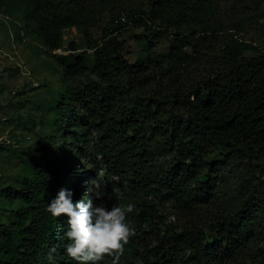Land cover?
<instances>
[{
	"label": "trees",
	"instance_id": "trees-1",
	"mask_svg": "<svg viewBox=\"0 0 264 264\" xmlns=\"http://www.w3.org/2000/svg\"><path fill=\"white\" fill-rule=\"evenodd\" d=\"M101 1L0 0V14L17 16L54 59L63 86L52 108L51 134L38 137L27 174L0 189V264H77L65 254L67 216L53 217L46 208L62 188L73 193L74 203L93 202L84 193L97 192L94 162L125 180L133 195L169 203L187 218L179 230H163L151 225L148 209H134L127 222L135 234L123 252L130 259L264 264V190L256 186L264 183V50L231 36L218 53L206 52L209 59L188 54L185 49L220 36L198 20L214 0H147L145 9L112 15L102 41H92ZM192 17L201 25L199 38L179 32ZM131 21L146 30L148 41L133 63L121 57L119 41ZM72 28L83 33L82 45L65 44L64 32ZM157 37H169V47L151 56ZM191 61L203 70L186 82ZM31 118L26 115L27 124ZM167 155L169 164H160ZM237 160L255 165L236 176L240 208L226 212L215 187L226 182L227 165ZM206 211L214 221L205 222Z\"/></svg>",
	"mask_w": 264,
	"mask_h": 264
},
{
	"label": "rangeland",
	"instance_id": "rangeland-1",
	"mask_svg": "<svg viewBox=\"0 0 264 264\" xmlns=\"http://www.w3.org/2000/svg\"><path fill=\"white\" fill-rule=\"evenodd\" d=\"M101 2L99 13L102 11V16L97 19L96 26L90 31L92 41L98 42L102 41L101 33L108 26L112 15L120 12L121 16H127L137 8L145 9L147 5V0H102ZM206 4L208 5L199 12L198 20L211 30L219 31L220 36L207 42L205 46L185 49L188 54L195 53L204 56V59H209L211 55L206 52L218 53L231 36L234 40L253 45L257 50H264V0H252L245 3L237 0H214L210 5ZM194 18H188V25L179 30L181 34L195 32V37L199 38L201 25H198ZM22 27L23 23L17 16L0 14V189L9 184L18 183V180L27 174L29 160L37 146L38 137L51 134L53 104L58 92L63 89L56 62L44 54L40 42ZM166 28L170 34L175 33L172 27ZM144 35L146 30L136 28L132 24L119 35V41L122 44L121 57L124 61L133 63L144 52L143 44L148 43ZM135 36L141 38L138 40ZM151 40L153 44L151 56L168 50L169 37H157ZM64 41L66 45L71 41L82 45L83 33L76 28L66 30ZM58 53L60 54V51ZM253 54L248 52L246 56ZM202 70L203 67L196 61H191L187 69L189 76L186 82H194L196 75ZM156 76L157 81L163 83L166 81V78ZM184 76L183 81L186 80V74ZM27 114L32 115L31 119L35 123L33 120L31 124L26 123ZM25 126L32 130L31 134L24 129ZM217 155L221 156L220 153ZM169 161L170 156L167 155L160 156L158 162L165 165L169 164ZM253 165L255 164L247 160H237L227 165V169H230L229 178H226L224 184L219 182L215 187L217 201L226 212L240 208L237 200L239 194L236 176L250 171ZM93 168L98 169L99 187L96 193L91 190L84 193L85 196L90 193V199L93 202L95 200V203H103L108 208L131 203L136 212L146 208L151 225L163 230H179L182 226H186L187 218L173 205L133 195L127 182L106 171L104 165L94 162ZM256 186L264 190L263 182H256ZM97 197L99 199H96ZM81 199L89 200L84 197ZM214 217V213L206 211L205 222L214 221ZM144 225L143 230L149 231V224L144 223ZM152 240V236L148 237L147 242H153ZM129 259L128 255L122 254L120 264H139L137 260ZM111 261L112 257L106 256L100 264H111Z\"/></svg>",
	"mask_w": 264,
	"mask_h": 264
},
{
	"label": "clouds",
	"instance_id": "clouds-1",
	"mask_svg": "<svg viewBox=\"0 0 264 264\" xmlns=\"http://www.w3.org/2000/svg\"><path fill=\"white\" fill-rule=\"evenodd\" d=\"M93 185V189L99 187L95 181ZM72 197L70 190L62 188L46 208L53 217L67 216L64 233L68 240L64 246L67 257L77 264H97L109 256L111 264H120L124 246L135 234V229L127 222L134 205L127 203L108 208L92 201L74 203ZM55 251L54 247L49 249L50 257Z\"/></svg>",
	"mask_w": 264,
	"mask_h": 264
}]
</instances>
